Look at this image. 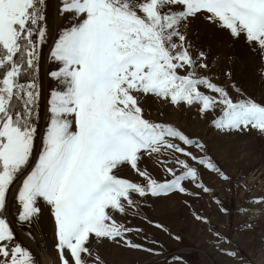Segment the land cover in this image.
<instances>
[{
    "label": "snow or ice",
    "instance_id": "1",
    "mask_svg": "<svg viewBox=\"0 0 264 264\" xmlns=\"http://www.w3.org/2000/svg\"><path fill=\"white\" fill-rule=\"evenodd\" d=\"M48 9V0H0V264H37L7 218L13 205L21 227L48 209L61 264H89L93 237L159 255L129 238L144 230L127 221L149 201L211 193L206 172L234 178L206 142L146 118L142 100L215 113L221 138L264 136V101L205 75L208 53L187 36L198 22L264 55V0H60L58 34ZM161 157L157 178L145 165ZM125 168L140 179L123 178Z\"/></svg>",
    "mask_w": 264,
    "mask_h": 264
},
{
    "label": "rangeland",
    "instance_id": "2",
    "mask_svg": "<svg viewBox=\"0 0 264 264\" xmlns=\"http://www.w3.org/2000/svg\"><path fill=\"white\" fill-rule=\"evenodd\" d=\"M48 4V27L51 33L58 34L63 25V17L57 11L60 0H48ZM187 36L196 50L208 53L212 70L205 75L219 83H231L233 89L239 87L257 101H264V55L258 49L249 48L242 40L235 41L226 31L206 28L198 22L190 26ZM50 48L51 37L42 49L45 67L51 62ZM43 84L45 88L48 86L47 78ZM142 104L146 118L170 124L190 138L206 142L212 149L211 155L234 179L224 182L206 172L204 182L213 190L211 193H202L199 198L173 195L161 201H149L141 217L127 221L144 230L130 234L129 238L154 247L159 255L93 237L89 264L96 257L99 259L95 264H153L154 261L158 264H264V203L256 202L264 200V136L252 131L221 138L212 126L215 113L205 116L195 107L172 106L152 97L143 99ZM163 159L150 160L145 165L157 178L162 176L160 161ZM120 175L133 181L140 179L130 168H125ZM217 199L227 205V213L221 211L215 202ZM196 215L205 217L206 221L197 220ZM144 216L163 224L171 236L148 224ZM118 219L125 222L123 217ZM10 220L17 242L32 252L37 264H43L42 255L47 264H61L54 224L47 208L39 221L31 225H18L16 210ZM177 235L179 240L175 239ZM233 251L236 256L228 254Z\"/></svg>",
    "mask_w": 264,
    "mask_h": 264
},
{
    "label": "bare ground",
    "instance_id": "3",
    "mask_svg": "<svg viewBox=\"0 0 264 264\" xmlns=\"http://www.w3.org/2000/svg\"><path fill=\"white\" fill-rule=\"evenodd\" d=\"M15 210H16V206L13 205L12 208L10 209L9 213L6 214L9 217V219L12 218V214L15 212ZM42 259H43V264H47V260L43 255H42Z\"/></svg>",
    "mask_w": 264,
    "mask_h": 264
},
{
    "label": "water",
    "instance_id": "4",
    "mask_svg": "<svg viewBox=\"0 0 264 264\" xmlns=\"http://www.w3.org/2000/svg\"><path fill=\"white\" fill-rule=\"evenodd\" d=\"M8 219H9V217H8ZM10 220V219H9ZM11 221V220H10ZM16 230H17V228H16ZM18 231V230H17Z\"/></svg>",
    "mask_w": 264,
    "mask_h": 264
}]
</instances>
